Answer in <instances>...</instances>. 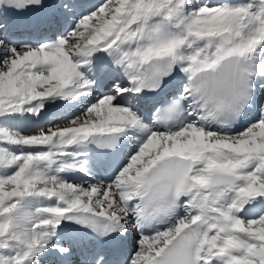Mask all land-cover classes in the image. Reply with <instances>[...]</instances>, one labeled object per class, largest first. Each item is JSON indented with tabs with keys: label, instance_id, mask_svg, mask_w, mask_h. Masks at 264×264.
Returning <instances> with one entry per match:
<instances>
[{
	"label": "snow or ice",
	"instance_id": "1",
	"mask_svg": "<svg viewBox=\"0 0 264 264\" xmlns=\"http://www.w3.org/2000/svg\"><path fill=\"white\" fill-rule=\"evenodd\" d=\"M0 264H264V0H0Z\"/></svg>",
	"mask_w": 264,
	"mask_h": 264
}]
</instances>
